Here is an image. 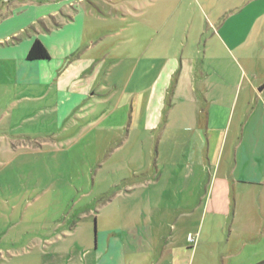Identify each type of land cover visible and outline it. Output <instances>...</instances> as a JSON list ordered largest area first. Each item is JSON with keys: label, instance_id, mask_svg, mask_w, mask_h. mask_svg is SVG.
I'll return each mask as SVG.
<instances>
[{"label": "crops", "instance_id": "obj_1", "mask_svg": "<svg viewBox=\"0 0 264 264\" xmlns=\"http://www.w3.org/2000/svg\"><path fill=\"white\" fill-rule=\"evenodd\" d=\"M77 2L73 11L59 2L52 4L53 10L49 2L39 1L14 5V0H4L0 6V74L7 75L5 83L21 90L23 99H29V92L41 94L37 97L41 100L51 94L50 109L57 122L83 112L94 92L100 86L101 90L106 88L99 83L103 63L109 56L108 49L103 48L106 30L99 26L105 21L106 9L89 0ZM231 12L232 18L243 13L250 16L243 22L219 20L203 52L199 48L197 54L204 55L203 61L213 60L222 47L242 68L253 67L252 71L264 80V0H250ZM92 21L96 22L94 31L89 25ZM143 29H148L149 34L146 42L141 44L138 38L136 43L139 61L147 56L150 59L145 63L147 70L138 68L133 74L150 77L151 70H155L145 105L146 125L156 130L163 123L165 111L164 131L173 125L169 126L173 141L181 134L184 145V136L197 132L198 138L206 137L208 142H230L231 165L221 167L222 162L218 164L217 160L213 179L207 185L201 178L198 182L188 181L186 165L181 170L185 176H180L187 179V184L175 176L174 181L164 184L155 181L132 187V210L116 206L112 211L115 224H103L90 264H133L134 258L142 259L144 264H264V247L253 249L258 240L264 239V85L258 88L251 82L243 95L233 85L231 93L225 85L212 82L215 77L224 82L225 75L194 72L192 60L187 57L189 40H174L169 35L165 37L164 32L150 35L154 32L151 25ZM37 39L48 50L49 60L27 59ZM239 123L242 128L237 132ZM210 149L203 146L191 154L192 164L203 174L208 170L206 162L212 158L213 163V155H217ZM179 155L185 159L190 152L181 150ZM238 186L253 187L261 193V219L251 211L223 212L232 193L235 210L238 201L243 200ZM131 197L129 194L126 198ZM255 219L263 224L260 230L254 228ZM222 226L229 228L227 236L219 229Z\"/></svg>", "mask_w": 264, "mask_h": 264}, {"label": "rangeland", "instance_id": "obj_2", "mask_svg": "<svg viewBox=\"0 0 264 264\" xmlns=\"http://www.w3.org/2000/svg\"><path fill=\"white\" fill-rule=\"evenodd\" d=\"M3 1L0 0V6ZM14 1V5L49 2L50 10L56 2L70 6L72 11L78 5V0ZM89 1L103 4L106 9L105 21L99 26L106 30L103 48L108 49L109 56L103 63L99 82L106 88L101 90L98 86L83 112L57 122L50 109L51 94L41 100L37 99L41 94L29 92V99H23L21 90L5 83L7 75L0 74V264H90L103 224H115L112 211L116 206L132 210V187L155 181L164 184L174 181L175 176L182 184L198 182L201 178L207 185L213 179L217 160L218 164L222 162L221 167L231 165L230 142L215 143L210 139L208 142L206 137L198 138L197 132L184 136V145L181 134L173 141L169 136L173 125L164 131L165 111L163 123L156 130L146 125L145 105L155 70H151L150 77L133 74L138 68L142 72L147 70L145 63L150 59L147 56L139 61L136 43L138 38L141 44L146 42L149 34L144 25L153 27L150 35L164 32L165 37L169 35L174 40H189L187 57L192 60L194 72L204 70L211 75H225L224 82L219 77L212 82L225 85L227 91L232 93L234 85L243 95L251 82L258 88L264 85L263 78L252 71L253 67L242 68L233 54L222 47L213 60L203 61L204 55L197 54L199 48L203 52L219 20L231 19L234 16L231 11L244 7L250 0ZM247 14L231 20L243 22L250 16ZM92 23L89 25L94 31L96 22ZM241 125L236 126L237 132ZM203 146L217 152L213 163L212 158L206 162L205 174L192 164L191 156ZM181 150L190 152L189 157L183 159L179 155ZM186 165L190 173L188 181L182 177L185 173H181ZM237 189L244 194L237 210L232 193L223 212L251 211L261 219V193L247 186ZM129 194L132 197L126 198ZM108 202L111 204L107 205ZM261 224L255 219L254 228L260 230ZM219 229L228 235L229 228ZM256 244L253 249L263 248L264 239ZM136 261L145 263L134 258L133 264Z\"/></svg>", "mask_w": 264, "mask_h": 264}, {"label": "trees", "instance_id": "obj_3", "mask_svg": "<svg viewBox=\"0 0 264 264\" xmlns=\"http://www.w3.org/2000/svg\"><path fill=\"white\" fill-rule=\"evenodd\" d=\"M27 59L29 61H37V60H49L50 54L46 47L43 45V43L40 40H35L33 43Z\"/></svg>", "mask_w": 264, "mask_h": 264}, {"label": "built area", "instance_id": "obj_4", "mask_svg": "<svg viewBox=\"0 0 264 264\" xmlns=\"http://www.w3.org/2000/svg\"><path fill=\"white\" fill-rule=\"evenodd\" d=\"M192 241H194V239Z\"/></svg>", "mask_w": 264, "mask_h": 264}]
</instances>
